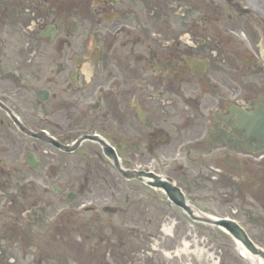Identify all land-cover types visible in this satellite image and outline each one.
Listing matches in <instances>:
<instances>
[{"label":"flooded vegetation","instance_id":"1","mask_svg":"<svg viewBox=\"0 0 264 264\" xmlns=\"http://www.w3.org/2000/svg\"><path fill=\"white\" fill-rule=\"evenodd\" d=\"M260 122L264 0H0V264H163L181 223L130 231L96 197L141 184L121 170L209 182L264 224Z\"/></svg>","mask_w":264,"mask_h":264},{"label":"rangeland","instance_id":"2","mask_svg":"<svg viewBox=\"0 0 264 264\" xmlns=\"http://www.w3.org/2000/svg\"><path fill=\"white\" fill-rule=\"evenodd\" d=\"M156 170L158 174L163 176L171 174L170 170L165 169L163 166ZM102 179L104 180V178ZM193 180L191 177L189 181L187 179L186 183L180 180L193 206L195 205L202 212H206L213 217H231L239 221L255 243L260 248H264V224H258L255 221V210L258 209V214L261 211L254 202L248 198L243 204L245 196L240 195V199L231 204L230 201H225L224 198L218 196V193L216 194V191H214L216 186L206 181L194 180L195 182H193ZM115 185L119 191L101 190L100 193H96V197H99L102 202V208L110 206L121 211L117 215L116 222L119 223L120 220L122 222L124 220L130 221L125 223L130 231L135 221L141 220L146 215L159 216L162 223L164 218H167L168 221L181 223L180 229L178 228L173 236H166L165 233L160 234L159 241L166 237L167 243L164 248H156L159 251L163 249L165 253L159 255V257L155 256V262L161 261L163 264H166L165 262L171 264H249L241 256L233 238L220 228L192 223L180 209L169 202L163 192L137 183L122 182L120 184L118 182ZM216 190L225 193L224 190L219 188ZM124 199L127 201L126 204ZM133 239L141 244L139 240ZM174 245L178 246L175 248ZM143 257L141 256L139 259H143ZM135 264L141 263L137 261Z\"/></svg>","mask_w":264,"mask_h":264},{"label":"water","instance_id":"3","mask_svg":"<svg viewBox=\"0 0 264 264\" xmlns=\"http://www.w3.org/2000/svg\"><path fill=\"white\" fill-rule=\"evenodd\" d=\"M124 177L127 179H137L157 189H163L179 208L186 211L189 217L195 222L208 224L214 227H220L229 232L236 241H240L243 247L253 256L262 258L264 261V249L259 248L251 238L248 237L247 232L239 223L227 218H213L209 215L203 214L197 208L191 207L187 203V199L178 187L166 182L164 179L156 177L155 175H146L145 173L124 172Z\"/></svg>","mask_w":264,"mask_h":264},{"label":"bare ground","instance_id":"4","mask_svg":"<svg viewBox=\"0 0 264 264\" xmlns=\"http://www.w3.org/2000/svg\"><path fill=\"white\" fill-rule=\"evenodd\" d=\"M236 244H237V249L239 250L240 254L243 256L244 259L248 261L249 264H264V261L262 258L255 257L251 253H248L243 248L241 242H236Z\"/></svg>","mask_w":264,"mask_h":264}]
</instances>
